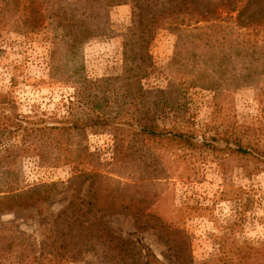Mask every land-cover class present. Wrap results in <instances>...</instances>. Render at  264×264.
Returning <instances> with one entry per match:
<instances>
[{
	"label": "rangeland",
	"instance_id": "rangeland-1",
	"mask_svg": "<svg viewBox=\"0 0 264 264\" xmlns=\"http://www.w3.org/2000/svg\"><path fill=\"white\" fill-rule=\"evenodd\" d=\"M261 4L239 26L213 0H0V123L64 127L0 131V264L264 253V160L221 150L232 131L264 148Z\"/></svg>",
	"mask_w": 264,
	"mask_h": 264
},
{
	"label": "trees",
	"instance_id": "trees-1",
	"mask_svg": "<svg viewBox=\"0 0 264 264\" xmlns=\"http://www.w3.org/2000/svg\"><path fill=\"white\" fill-rule=\"evenodd\" d=\"M181 1V0H180ZM214 1V7L210 11V15H214V10H216L218 7L221 8V10H225L226 12H231V11H237V17L239 18V26L242 24L245 25H254L255 21H253L254 16L256 13H258L260 10L259 9L262 4V0H219L217 3L215 0ZM248 2V3H247ZM256 3V4H255ZM217 4V5H216ZM32 8L29 6V9ZM37 8V7H36ZM28 15L29 13L26 12ZM256 30H261L258 27H255ZM0 131L3 130V134L6 130L10 129V126L14 125L17 127V129H22V130H27L29 129H35V130H40L42 131H48V136L51 138V135L49 131H56L59 129L58 133H55V136L53 137V141L60 140V136L63 132L62 128L64 127H58L56 125H45L43 127H28L25 125L23 120L21 119H11L10 116H3L1 123H0ZM251 126V125H250ZM247 126L245 128L251 129V127L254 126ZM72 129V127H69ZM256 129V128H255ZM257 129L255 133H257ZM236 132V133H235ZM143 133H153V135H156V131H143ZM225 137L227 138V145L225 148L221 149L224 152L227 151L228 153L235 152L238 156L241 158H246L248 155L256 157V159H263L264 160V148L258 147L257 145L253 144L250 140V136H247L245 133L237 132V131H232V132H227L225 133ZM146 136H149L148 134ZM160 137H167L169 135H162L161 133L158 135ZM184 133H180V139L182 142L188 141V139L185 138ZM244 136H246L244 138ZM34 143V142H32ZM190 144L194 145V143L189 142ZM34 148H37L39 143H34L32 144ZM37 145V146H36ZM42 154V153H41ZM67 157L65 159L58 158L56 159V163H61V164H70L72 167V170L74 172H79V173H87L88 176L92 175V173L95 174L94 170L95 167L91 168L93 166L92 158L93 154L91 153H67ZM42 156H44L42 154ZM6 158V157H5ZM92 164V165H91ZM90 169V170H89ZM89 170V171H88ZM77 212V214L71 215V217L74 219V223H77L79 218H81L82 213L80 212V209L78 207H75L73 209V213ZM78 224L82 225V221H78ZM234 246L236 248V251H229L225 252L223 251L217 259L220 261V264H264L262 263L264 261V253H261L260 248L256 246H252L249 244L246 245H239L235 244ZM64 258V253L63 255L60 256V259L62 260ZM253 262V263H252Z\"/></svg>",
	"mask_w": 264,
	"mask_h": 264
}]
</instances>
